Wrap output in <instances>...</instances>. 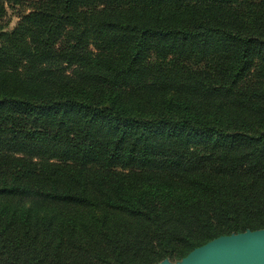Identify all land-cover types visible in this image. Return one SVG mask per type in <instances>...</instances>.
<instances>
[{
	"label": "trees",
	"instance_id": "16d2710c",
	"mask_svg": "<svg viewBox=\"0 0 264 264\" xmlns=\"http://www.w3.org/2000/svg\"><path fill=\"white\" fill-rule=\"evenodd\" d=\"M261 229L264 0H0V264Z\"/></svg>",
	"mask_w": 264,
	"mask_h": 264
},
{
	"label": "water",
	"instance_id": "95a60500",
	"mask_svg": "<svg viewBox=\"0 0 264 264\" xmlns=\"http://www.w3.org/2000/svg\"><path fill=\"white\" fill-rule=\"evenodd\" d=\"M157 264H264V229L222 236L176 263L164 260Z\"/></svg>",
	"mask_w": 264,
	"mask_h": 264
},
{
	"label": "rangeland",
	"instance_id": "374dc122",
	"mask_svg": "<svg viewBox=\"0 0 264 264\" xmlns=\"http://www.w3.org/2000/svg\"><path fill=\"white\" fill-rule=\"evenodd\" d=\"M17 18H18L17 9H8L6 17L4 18L3 24H5L7 29H11L15 25V23L18 21Z\"/></svg>",
	"mask_w": 264,
	"mask_h": 264
}]
</instances>
